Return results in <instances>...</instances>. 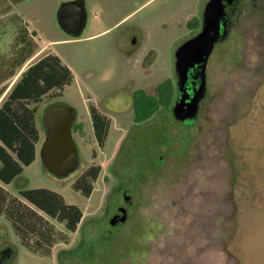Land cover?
I'll list each match as a JSON object with an SVG mask.
<instances>
[{
  "label": "rangeland",
  "instance_id": "rangeland-1",
  "mask_svg": "<svg viewBox=\"0 0 264 264\" xmlns=\"http://www.w3.org/2000/svg\"><path fill=\"white\" fill-rule=\"evenodd\" d=\"M66 1L72 0H0V97L33 56L53 54L73 76L60 95L37 105L36 158L4 189L19 199L23 191L47 189L83 214L49 256L24 248L0 216V251H12L8 264H264V16L241 18L215 46L198 122L183 125L171 105L135 123L136 91L157 96L160 83L174 86L177 51L191 35L185 24L200 0H86L87 25L76 38L57 24ZM145 15L143 35L133 37L132 26ZM50 104L75 116L79 165L64 178L48 173L40 159ZM90 106L109 119L102 147ZM90 166L100 172L86 199L73 184ZM126 187L135 206L112 229L108 210Z\"/></svg>",
  "mask_w": 264,
  "mask_h": 264
},
{
  "label": "trees",
  "instance_id": "trees-1",
  "mask_svg": "<svg viewBox=\"0 0 264 264\" xmlns=\"http://www.w3.org/2000/svg\"><path fill=\"white\" fill-rule=\"evenodd\" d=\"M72 81L69 68L57 56L46 54L20 73L0 102V216L11 224L24 248L42 256H49L53 246L66 242L67 234L76 231L83 219L82 211L47 189L23 191L19 199L10 195L4 186L36 158L37 105L49 95L59 93L51 96L52 99L60 95ZM156 91L157 96H147L143 90L133 94L131 109L135 123L148 120L159 106L172 105L174 91L170 80L160 83ZM89 115L94 139L102 147L108 136L109 119L93 106L89 107ZM99 172L98 166L87 168L74 182L73 190L88 199ZM53 222L62 226L63 231L57 230Z\"/></svg>",
  "mask_w": 264,
  "mask_h": 264
},
{
  "label": "water",
  "instance_id": "water-1",
  "mask_svg": "<svg viewBox=\"0 0 264 264\" xmlns=\"http://www.w3.org/2000/svg\"><path fill=\"white\" fill-rule=\"evenodd\" d=\"M209 11L210 9H207V14ZM56 20L64 34L71 38L79 37L87 24L84 1L72 0L62 3L57 12ZM212 20L213 18L209 21L206 18V25L201 36L198 37L199 39L189 40L177 51L178 99L173 105L172 114L177 121L185 126L195 122L198 103L206 92L204 74L201 76V83L196 91L197 95L190 97L185 87L189 68L198 64L199 61L204 62L217 40L218 34L213 28ZM74 121L73 109L61 104L49 106L42 117L45 138L40 148V159L47 172L56 178L67 177L79 165L78 149L72 137ZM3 253L7 255L5 257L6 263L0 261V264H8L12 251L7 248L3 250Z\"/></svg>",
  "mask_w": 264,
  "mask_h": 264
},
{
  "label": "flooded vegetation",
  "instance_id": "flooded-vegetation-1",
  "mask_svg": "<svg viewBox=\"0 0 264 264\" xmlns=\"http://www.w3.org/2000/svg\"><path fill=\"white\" fill-rule=\"evenodd\" d=\"M83 1L87 12V21H88L89 11L87 8V1L86 0ZM198 6H199V12L197 16L188 20L187 23L185 24V28L191 34L190 37H188L185 41L191 39H197L199 36H201L202 32L204 31V27L206 25L205 24L206 18L208 19V21L213 18L212 20L213 28H215V31L217 32L218 35L216 42H214L213 44V48L211 52L206 57V60L204 62L199 61L198 64H195L193 67L189 68L188 70V77L185 88L190 97H192L193 95H197L196 91L200 86L202 74H204V82L206 87V92L204 94V97L200 99L198 103L195 122H198L199 118L201 117L203 103L208 96L207 70L215 46L218 43L229 39L230 35L234 31V27L236 26V24H238L241 18H247L249 16L256 14L264 16V0H200ZM207 9H210L208 14H207ZM146 15L144 17H141L140 23L132 26L131 30L133 32L132 33L133 37L143 35L144 33L143 22L147 23V21L149 20V17ZM133 47L135 50V45H133ZM177 83H178V76L176 72L175 83H174L175 87L173 86L174 100L172 103V107L178 99ZM142 90L145 92L147 96H152L147 92V89H142ZM128 180H129L128 185L131 186V184H133V181L132 179H128ZM136 183H137L136 185H139V182ZM129 190L131 189H128V187H126L122 191L120 190L121 193L115 199L116 202L115 200H113L115 204L113 205L111 203L110 205V208L108 210L107 223L112 229H117L122 227L129 220L131 216V209L134 208L136 199L133 196H131L132 192H129ZM122 220H124V223H122ZM6 256L7 255L3 253V250L0 251V261L6 263V259H5Z\"/></svg>",
  "mask_w": 264,
  "mask_h": 264
},
{
  "label": "crops",
  "instance_id": "crops-1",
  "mask_svg": "<svg viewBox=\"0 0 264 264\" xmlns=\"http://www.w3.org/2000/svg\"><path fill=\"white\" fill-rule=\"evenodd\" d=\"M104 32V31H103ZM34 59V56L33 57H31L30 59H28L24 64H23V66L21 67V69H20V71L17 73V75L14 77V79H13V82H12V84L17 80V78L19 77V75H20V73L23 71V70H25L30 64H32L34 61H35V59ZM38 59V58H37ZM12 86V85H11ZM3 97V96H2ZM2 97H0V101L3 99Z\"/></svg>",
  "mask_w": 264,
  "mask_h": 264
}]
</instances>
